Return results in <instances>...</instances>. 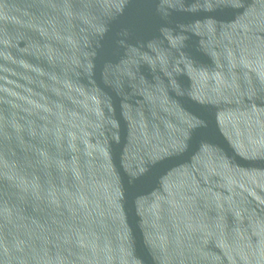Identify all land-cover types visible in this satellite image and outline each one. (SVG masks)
Segmentation results:
<instances>
[{
  "label": "water",
  "instance_id": "obj_1",
  "mask_svg": "<svg viewBox=\"0 0 264 264\" xmlns=\"http://www.w3.org/2000/svg\"><path fill=\"white\" fill-rule=\"evenodd\" d=\"M0 264H264V0H0Z\"/></svg>",
  "mask_w": 264,
  "mask_h": 264
}]
</instances>
